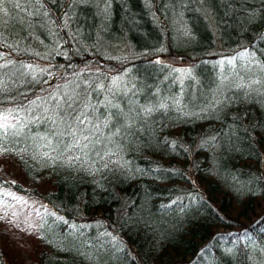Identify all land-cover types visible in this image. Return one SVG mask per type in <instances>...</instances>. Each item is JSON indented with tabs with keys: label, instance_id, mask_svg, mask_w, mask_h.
Masks as SVG:
<instances>
[{
	"label": "trees",
	"instance_id": "16d2710c",
	"mask_svg": "<svg viewBox=\"0 0 264 264\" xmlns=\"http://www.w3.org/2000/svg\"><path fill=\"white\" fill-rule=\"evenodd\" d=\"M0 205L31 264H264V0H4Z\"/></svg>",
	"mask_w": 264,
	"mask_h": 264
},
{
	"label": "rangeland",
	"instance_id": "374dc122",
	"mask_svg": "<svg viewBox=\"0 0 264 264\" xmlns=\"http://www.w3.org/2000/svg\"><path fill=\"white\" fill-rule=\"evenodd\" d=\"M12 171H15V162L5 160L4 162ZM0 235L7 241V249L13 250L8 259L13 261L18 258V264H24L23 254H28V264H31L32 249L38 239L33 221L17 214L12 208L0 205ZM22 254V255H21ZM7 264H10L7 262Z\"/></svg>",
	"mask_w": 264,
	"mask_h": 264
},
{
	"label": "snow or ice",
	"instance_id": "6c2138e0",
	"mask_svg": "<svg viewBox=\"0 0 264 264\" xmlns=\"http://www.w3.org/2000/svg\"><path fill=\"white\" fill-rule=\"evenodd\" d=\"M3 2L4 0H0V5ZM64 104L68 113L63 123L66 126L65 131L67 135L73 141L71 147L87 148L90 142V136L93 134V127H99V125L93 124L88 119L90 113L87 111V105L83 110L77 111L76 109L79 107V104L78 102H74L71 97L65 98ZM74 104L76 107H74ZM61 115L64 116L65 114L62 113ZM89 125H92V127H89Z\"/></svg>",
	"mask_w": 264,
	"mask_h": 264
}]
</instances>
